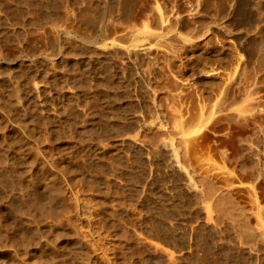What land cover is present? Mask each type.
<instances>
[{"label": "rangeland", "instance_id": "1", "mask_svg": "<svg viewBox=\"0 0 264 264\" xmlns=\"http://www.w3.org/2000/svg\"><path fill=\"white\" fill-rule=\"evenodd\" d=\"M0 1V264H264L260 0Z\"/></svg>", "mask_w": 264, "mask_h": 264}, {"label": "bare ground", "instance_id": "2", "mask_svg": "<svg viewBox=\"0 0 264 264\" xmlns=\"http://www.w3.org/2000/svg\"><path fill=\"white\" fill-rule=\"evenodd\" d=\"M17 1L23 2L29 6L28 9H29L30 14L26 15L24 13L25 18L22 19L20 17L18 18V17L12 16L13 19L15 20V23H20V24H22V26L26 27L25 29L28 32L27 36H30L32 34V30H31L30 26H36L37 28H41L44 31V33H46V34H48V32L50 30H54L58 34H60L62 32H68L67 28L64 27L58 21L60 16H57L58 11H56L54 9L55 6L52 4V2L50 0H17ZM2 2H3L2 3L3 7H5V10L7 11L9 8H7L6 6L10 7L9 2L7 0H2ZM59 2L62 6L66 5L68 7L70 0H60ZM257 9H258L259 15L264 16V0L258 1ZM34 12H36V14H33ZM8 14H9V12H8ZM67 18H70V14L68 12H67ZM45 23H47L49 25H45ZM144 29H147V26H145ZM11 120H12V123H11ZM21 121H23L21 118H13V119L8 118V122L11 123L13 130L15 131L16 135L18 136L17 141L22 143V144H25L24 145L25 149L29 150L32 158H35L37 161V157H38L40 151L38 150V148L34 144H32L33 143V140L31 139L32 134L30 132H27L24 129L25 127H23V128L21 127V125H22ZM4 126L8 127L9 125L4 124ZM26 134L29 135L28 138L30 140V142L27 143L28 146L26 145V139H27ZM14 147H15V145L11 141L9 143V148H11L13 150ZM0 166H2L1 162H0ZM44 167H46V166H44ZM3 175H4V171L0 169V178L3 177ZM32 183H34V186H33L34 195L38 196L40 186H39V182L35 178V176H33ZM0 198L1 199H9V201L12 200L13 204L15 203V201L17 199V197L13 196V194H1V193H0ZM67 215L68 214H66V216ZM52 217L56 218V215L52 214ZM263 233H264V231H263Z\"/></svg>", "mask_w": 264, "mask_h": 264}]
</instances>
